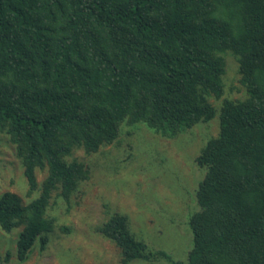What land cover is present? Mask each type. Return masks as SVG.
Returning a JSON list of instances; mask_svg holds the SVG:
<instances>
[{
	"label": "trees",
	"instance_id": "16d2710c",
	"mask_svg": "<svg viewBox=\"0 0 264 264\" xmlns=\"http://www.w3.org/2000/svg\"><path fill=\"white\" fill-rule=\"evenodd\" d=\"M228 52L247 95L222 101L219 135L196 159L206 174L189 220L193 247L173 264H264V0H0V131L27 195L41 191L26 204L0 197L2 231L22 227L18 259L58 228L52 193L69 198L89 177L67 161L75 149L113 145L124 124L174 138L211 121ZM99 232L122 264L168 257L137 239L123 214Z\"/></svg>",
	"mask_w": 264,
	"mask_h": 264
},
{
	"label": "rangeland",
	"instance_id": "374dc122",
	"mask_svg": "<svg viewBox=\"0 0 264 264\" xmlns=\"http://www.w3.org/2000/svg\"><path fill=\"white\" fill-rule=\"evenodd\" d=\"M221 55L224 94L219 100L210 99L217 110L211 121L174 138L162 137L143 123L124 124L113 145L91 154L75 149L67 161L84 164L89 177L79 181L69 198L61 190L52 193L48 214L57 219L58 228L38 237L24 261L18 259L16 247L22 227L10 233L0 228V264H122L120 249L99 232L115 213L128 217L137 239L171 258L159 255L130 264L187 262L193 247L189 220L199 209L196 194L206 174L196 159L207 141L219 135L222 101L247 95L237 58L229 52ZM46 176V171H38L40 185ZM7 192L18 195L23 204L41 193L27 195L23 164L9 137L0 131V197Z\"/></svg>",
	"mask_w": 264,
	"mask_h": 264
}]
</instances>
